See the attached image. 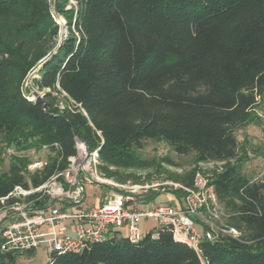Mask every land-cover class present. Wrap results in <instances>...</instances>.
I'll list each match as a JSON object with an SVG mask.
<instances>
[{
  "label": "trees",
  "instance_id": "1",
  "mask_svg": "<svg viewBox=\"0 0 264 264\" xmlns=\"http://www.w3.org/2000/svg\"><path fill=\"white\" fill-rule=\"evenodd\" d=\"M51 6L67 25L61 41ZM34 70L44 104L23 93ZM263 97L264 0H0V156L4 147L52 154L33 172L13 156L0 199L63 171L75 138L99 150L106 178L146 168L137 151L160 141L195 165L222 163L207 180L239 240L194 250L159 228L137 243L114 234L81 253L53 252L47 264H264V181L242 173L250 150L236 139ZM194 180L193 171L182 184ZM15 255L0 251V264Z\"/></svg>",
  "mask_w": 264,
  "mask_h": 264
},
{
  "label": "built area",
  "instance_id": "2",
  "mask_svg": "<svg viewBox=\"0 0 264 264\" xmlns=\"http://www.w3.org/2000/svg\"><path fill=\"white\" fill-rule=\"evenodd\" d=\"M27 99L31 101L33 97ZM256 103L260 104V98H256ZM258 116L264 129V111ZM74 142L75 155L67 159L63 171L37 188L16 187L0 199L1 252L22 254L44 247L48 254H77L114 234L137 243L144 237L140 229L143 220L156 221L158 229H170L175 241L194 250L200 242L218 241L211 232L213 225L203 213H211L219 222L229 215L220 211L214 187L207 178L197 176L192 187L172 183L152 187L119 186V190L101 195L99 203L91 206L86 203L87 187L105 186L108 182L99 171V150L89 151L76 138ZM15 154L11 147H4L0 158L11 159ZM43 165L34 163L28 168L40 169ZM149 189L174 196L176 204L146 202L144 197L149 195ZM33 195L35 198L28 199ZM139 204L142 207L136 208ZM220 226L223 237L239 240L236 229L221 223Z\"/></svg>",
  "mask_w": 264,
  "mask_h": 264
},
{
  "label": "rangeland",
  "instance_id": "3",
  "mask_svg": "<svg viewBox=\"0 0 264 264\" xmlns=\"http://www.w3.org/2000/svg\"><path fill=\"white\" fill-rule=\"evenodd\" d=\"M54 1V0H52ZM70 4H73L70 1ZM69 6L66 7L68 9ZM51 11L55 16V22L59 26V33L57 35V41L63 40L68 35L67 25L65 20L55 14L53 6H51ZM37 76V70H34L30 73L25 84L23 86V93L28 98H32V92L36 93L39 97L43 98L44 92L38 91L33 85V79ZM53 102L60 109L64 108L66 105H69L62 96L53 94ZM264 111V98L257 106L255 115L258 118L260 123V119L258 114ZM260 126L262 127L261 123ZM264 129H260L257 123H250L245 128L237 131L236 139L238 143L241 142L247 136H255L259 137L263 135ZM249 153L247 162L242 165V173L251 181H264V145L256 147L252 144L251 140H247ZM256 148V150H255ZM13 149V148H12ZM139 158L147 163V167L144 169H131V170H121L117 171L115 169L110 168L109 171L114 174L111 178L102 177L108 183L104 184L105 186H100L99 188L102 190V193H108L109 191H117L119 190V186H148L152 187L154 185L164 186L165 184H182L183 180L186 176H188L193 171L195 172V179L197 176L202 178H207L210 176L212 172H219L222 168V163H204L195 165L193 162V154L189 153L185 156L177 155L166 143L155 141V140H146L142 142V147L137 151ZM17 156H25L28 158L31 164L41 163L44 164L48 157L52 154L41 150L34 151L30 150L22 153L21 155L16 153ZM261 156L260 160L257 159V156ZM11 159H1L0 158V175L4 174L8 171L10 164L12 163ZM29 172H33L35 169H29ZM90 188V187H89ZM149 195H166L167 193H154L152 189L148 190ZM157 196V197H158ZM156 197V198H157ZM94 196H91V191L87 189V201L86 203H90ZM155 198V199H156ZM169 204V203H168ZM220 211H223L222 207L219 206ZM224 212V211H223ZM225 213V212H224ZM227 214V213H226ZM204 218L208 223L213 225L212 233L214 237L218 240L223 238L222 233L220 232V223L229 227L230 220L228 217L221 218L220 222L213 218L211 213L205 211L203 213ZM15 263L14 264H47L49 261V254L47 253L44 247H39L32 251V253H22L15 255Z\"/></svg>",
  "mask_w": 264,
  "mask_h": 264
},
{
  "label": "crops",
  "instance_id": "4",
  "mask_svg": "<svg viewBox=\"0 0 264 264\" xmlns=\"http://www.w3.org/2000/svg\"><path fill=\"white\" fill-rule=\"evenodd\" d=\"M263 98L260 100V102L263 100ZM253 123H255V124L257 123V125H259L260 129H262V127L260 126V123H259L258 120L253 122ZM247 140H251L252 144L255 145L256 147L264 145V133H263V135H261L259 137L249 136L248 135L247 136ZM255 150H256V148H255ZM261 158H263V157H261L260 155L257 156L258 160H260ZM87 189L91 191V196H94V198H92L91 202L87 203V204L91 205V206L92 205H97L99 203V199H100L101 195H103L102 190L99 187H93V186H91L90 188L87 187ZM87 189H86V193H87ZM155 201L156 202H160V203H169L171 205L176 204V198L174 196H170V195L158 196L155 199ZM135 207L136 208H141L142 206L139 204V205H136ZM140 229H141V232H142L143 236H146L148 234H152L154 237H156L158 224L154 220H143L141 222V224H140Z\"/></svg>",
  "mask_w": 264,
  "mask_h": 264
},
{
  "label": "water",
  "instance_id": "5",
  "mask_svg": "<svg viewBox=\"0 0 264 264\" xmlns=\"http://www.w3.org/2000/svg\"><path fill=\"white\" fill-rule=\"evenodd\" d=\"M33 94V99L31 100L32 102L36 104H44V100L42 97H39L36 93L32 92Z\"/></svg>",
  "mask_w": 264,
  "mask_h": 264
}]
</instances>
